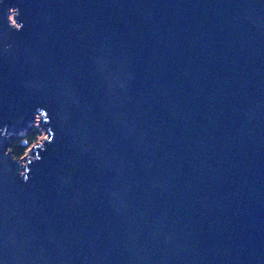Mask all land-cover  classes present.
I'll return each instance as SVG.
<instances>
[{"label":"water","instance_id":"95a60500","mask_svg":"<svg viewBox=\"0 0 264 264\" xmlns=\"http://www.w3.org/2000/svg\"><path fill=\"white\" fill-rule=\"evenodd\" d=\"M0 264H264V0H0Z\"/></svg>","mask_w":264,"mask_h":264},{"label":"trees","instance_id":"16d2710c","mask_svg":"<svg viewBox=\"0 0 264 264\" xmlns=\"http://www.w3.org/2000/svg\"><path fill=\"white\" fill-rule=\"evenodd\" d=\"M42 136V131L38 125L32 123L29 127L18 134H8V149L12 155L21 158L28 149L34 145Z\"/></svg>","mask_w":264,"mask_h":264},{"label":"rangeland","instance_id":"374dc122","mask_svg":"<svg viewBox=\"0 0 264 264\" xmlns=\"http://www.w3.org/2000/svg\"><path fill=\"white\" fill-rule=\"evenodd\" d=\"M35 124H37V122H35ZM41 131H42V136L41 137H44L45 136V133H44L43 130H41Z\"/></svg>","mask_w":264,"mask_h":264},{"label":"flooded vegetation","instance_id":"af4514ba","mask_svg":"<svg viewBox=\"0 0 264 264\" xmlns=\"http://www.w3.org/2000/svg\"><path fill=\"white\" fill-rule=\"evenodd\" d=\"M34 123H35V122H34ZM36 125H38V123H37Z\"/></svg>","mask_w":264,"mask_h":264}]
</instances>
